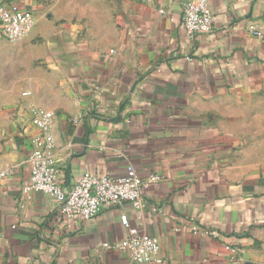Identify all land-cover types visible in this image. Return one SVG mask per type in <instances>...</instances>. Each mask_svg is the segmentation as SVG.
Returning <instances> with one entry per match:
<instances>
[{
	"label": "crops",
	"instance_id": "crops-1",
	"mask_svg": "<svg viewBox=\"0 0 264 264\" xmlns=\"http://www.w3.org/2000/svg\"><path fill=\"white\" fill-rule=\"evenodd\" d=\"M4 1L33 17L19 62L0 31V264H138L115 246L121 213L158 239L161 262L143 264H264V148L248 144L264 120V39L250 30L264 33V0H208L212 28L192 40L187 0ZM28 105L55 113L64 189L132 164L159 177L143 207L69 221L26 196Z\"/></svg>",
	"mask_w": 264,
	"mask_h": 264
},
{
	"label": "built area",
	"instance_id": "built-area-1",
	"mask_svg": "<svg viewBox=\"0 0 264 264\" xmlns=\"http://www.w3.org/2000/svg\"><path fill=\"white\" fill-rule=\"evenodd\" d=\"M151 4L154 0H138ZM158 12L163 14L164 9ZM33 13L14 2L0 0V31L7 40L23 37L29 30ZM213 16L208 0H187L182 9L184 36L192 40L197 33L208 32L212 28ZM252 34L264 39V33L250 26ZM29 95L22 92V96ZM55 113L37 106H24L21 110L22 130L32 129L29 138L30 150L26 156L29 178L22 187L27 196L31 192H42L57 203L60 215L69 221H87L109 206H121L125 202L135 208L143 207V191L158 180V175L141 176L134 165L128 164L123 175L113 177L107 173H85L68 189L62 186L59 169L53 157L54 142L49 127ZM77 122L76 119L73 120ZM120 221L128 230V236L115 245L129 253L130 259L138 264L149 261L161 262L159 242L154 236L131 226L125 213ZM105 246H108L105 244Z\"/></svg>",
	"mask_w": 264,
	"mask_h": 264
},
{
	"label": "rangeland",
	"instance_id": "rangeland-1",
	"mask_svg": "<svg viewBox=\"0 0 264 264\" xmlns=\"http://www.w3.org/2000/svg\"><path fill=\"white\" fill-rule=\"evenodd\" d=\"M23 40H24V37H21L16 40H6L5 39V42L8 43L9 45L11 63L21 61V57L19 55L22 53V51L24 50L27 51V49L24 46L26 44ZM35 41L36 40H34V42ZM38 64H39L38 62L35 63V65H38ZM250 122H251V125L253 126L256 125V127H258L257 130L259 131V133L258 135H255V134L251 135L250 141L248 142V144L258 145L259 143L264 148V120H257V121H250Z\"/></svg>",
	"mask_w": 264,
	"mask_h": 264
}]
</instances>
